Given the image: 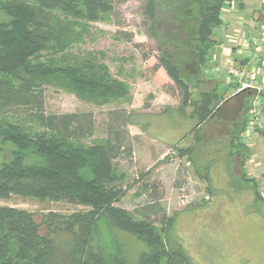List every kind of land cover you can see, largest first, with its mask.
<instances>
[{"label": "trees", "instance_id": "trees-1", "mask_svg": "<svg viewBox=\"0 0 264 264\" xmlns=\"http://www.w3.org/2000/svg\"><path fill=\"white\" fill-rule=\"evenodd\" d=\"M175 2L178 6L171 12L177 22L175 46L191 40L179 14L192 9L191 41L196 43L202 66L208 52L218 45L215 32L223 25L225 6L237 3L242 7L244 0ZM167 3L173 6L171 0ZM112 10L111 0H0V145L12 147L10 159L0 165V199L16 195L86 209L68 215L47 214L42 219L47 234L41 236L30 213L0 207V264H126L114 230L130 233L145 245L137 264H190L182 249L167 237L170 219L163 209L155 208L160 200L158 186L147 184L152 168L140 175L144 181L140 193L151 189V206L135 214L116 206L129 189L125 188V173L116 164L123 155L131 157L124 129L129 119L120 116L119 120L120 113H108L106 136L92 139L91 114L48 115L44 111L46 88L95 107L131 101L129 87L110 74L103 52L79 50L91 37L90 25ZM131 40L128 35L127 42ZM157 69L173 83L180 107L193 108L192 117L198 123L213 115L216 92H203L192 100L190 86L170 52L165 50L157 57ZM254 94V90H245L236 95L245 97L240 102L244 122L238 135L246 129ZM261 98L264 109V93ZM238 144L244 147L237 139L231 147ZM154 215H160V229L151 221ZM59 234L69 238L60 240Z\"/></svg>", "mask_w": 264, "mask_h": 264}, {"label": "rangeland", "instance_id": "rangeland-1", "mask_svg": "<svg viewBox=\"0 0 264 264\" xmlns=\"http://www.w3.org/2000/svg\"><path fill=\"white\" fill-rule=\"evenodd\" d=\"M111 1L112 12L90 25L91 37L79 50L103 52L110 74L129 87L131 101L95 107L71 94L46 88L45 113L91 114L92 139L106 136L108 113H120L119 120L120 116L127 117L131 123L124 127L128 136L125 142L131 157L123 155L116 164L125 173V188L129 189L116 206L132 214L151 206V189L140 193L144 184L140 175L152 168L147 184L158 186L160 200L155 208L163 209L170 219L167 237L173 246L182 249L190 264H264V128L247 139L246 129L237 134L244 122L240 102L245 97H236L245 91L240 89V83L254 86L258 81L261 71L256 65L250 70V57L255 55L254 62H264V0H244L242 7L237 3L225 6L223 25L215 32L218 45L208 52L202 66L196 43L191 41L192 9L179 14L191 40L178 47L174 43L177 22L171 15L178 6L176 0H171L173 6L167 0ZM249 34L254 35L258 47L245 50L239 40L241 35ZM128 35L131 42H127ZM165 50L180 67L192 100L198 99L200 93L216 92L213 115L202 124L192 117L191 106L180 107L178 93L164 71L154 70L157 57ZM237 71L253 76L239 77ZM236 139L245 148L239 144L231 147L232 143L236 145ZM11 150L10 146L0 145V165L10 159ZM0 207L30 213L41 236L47 234L42 224L47 214L86 210L67 202L16 195L0 199ZM151 221L161 228L160 215L152 216ZM113 234L126 264H137L140 254L146 251L145 245L130 233L114 230ZM58 236L60 240L69 238Z\"/></svg>", "mask_w": 264, "mask_h": 264}, {"label": "built area", "instance_id": "built-area-1", "mask_svg": "<svg viewBox=\"0 0 264 264\" xmlns=\"http://www.w3.org/2000/svg\"><path fill=\"white\" fill-rule=\"evenodd\" d=\"M239 42H240V47H242L245 50L248 49L249 47H256V46L258 47L257 45L258 41L254 39L253 34L241 36V40ZM254 57L255 55H253V57H250L251 61L248 63L250 65L249 67L251 68V70H253V68L254 69L256 68L254 65L258 66L259 67L258 69L263 70L261 68H263L264 62L263 64H260V60H257L254 62V59H255ZM236 73H237L236 75L239 77L243 76V74H244L243 77L252 75L249 73L245 74V72L243 71L241 72L237 71ZM240 85H241V88H240L241 90L252 89L255 92L254 97L251 102L250 110L248 112V122H247L246 135H245V139H247V137L255 133L258 129L264 128V117L261 114L262 112L261 109H262V104H263L261 95L262 93H264V80L259 83H256V85L254 86H251L250 84H247V83H240Z\"/></svg>", "mask_w": 264, "mask_h": 264}, {"label": "crops", "instance_id": "crops-1", "mask_svg": "<svg viewBox=\"0 0 264 264\" xmlns=\"http://www.w3.org/2000/svg\"><path fill=\"white\" fill-rule=\"evenodd\" d=\"M222 20H223V18H222ZM241 36H242V35H241ZM231 39H232V38H231ZM238 39H240V38H238ZM238 39H237V40H238ZM232 40H233V39H232ZM232 40H230V41H232ZM237 40H236V41H237ZM239 41H240V40H239ZM239 43H240V42H239ZM250 70H251V68H250ZM260 71H261V72L259 73V75L257 74L258 76L256 77L257 80H258V81H256L257 83H258V82H261V81L264 80V74H262V71H264V70H260ZM259 80H261V81H259ZM233 88H234V87H233ZM233 90H234V89H233ZM238 91H239V90H238Z\"/></svg>", "mask_w": 264, "mask_h": 264}]
</instances>
